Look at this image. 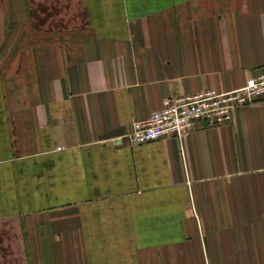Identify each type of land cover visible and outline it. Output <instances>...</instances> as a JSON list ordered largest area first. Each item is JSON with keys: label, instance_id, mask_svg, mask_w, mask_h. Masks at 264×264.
I'll list each match as a JSON object with an SVG mask.
<instances>
[{"label": "crops", "instance_id": "1", "mask_svg": "<svg viewBox=\"0 0 264 264\" xmlns=\"http://www.w3.org/2000/svg\"><path fill=\"white\" fill-rule=\"evenodd\" d=\"M263 70L264 0H0V264H264V97L125 137Z\"/></svg>", "mask_w": 264, "mask_h": 264}, {"label": "built area", "instance_id": "2", "mask_svg": "<svg viewBox=\"0 0 264 264\" xmlns=\"http://www.w3.org/2000/svg\"><path fill=\"white\" fill-rule=\"evenodd\" d=\"M264 97V70L237 89L205 88L190 94L167 97L162 107L143 119H133L125 137L131 145L166 138L181 139L197 122L216 127L232 122L235 111Z\"/></svg>", "mask_w": 264, "mask_h": 264}]
</instances>
